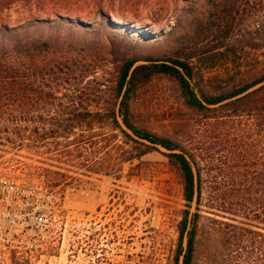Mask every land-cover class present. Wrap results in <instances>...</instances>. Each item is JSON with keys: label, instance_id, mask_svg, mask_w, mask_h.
Wrapping results in <instances>:
<instances>
[{"label": "trees", "instance_id": "obj_1", "mask_svg": "<svg viewBox=\"0 0 264 264\" xmlns=\"http://www.w3.org/2000/svg\"><path fill=\"white\" fill-rule=\"evenodd\" d=\"M99 11L98 29L61 14L54 21L33 18L0 28V140L76 137L88 142L97 126L108 125L122 135L121 144L132 145L121 163L160 153L153 145L178 150L160 153L180 175L189 205L176 227L171 264H264V85L247 93L264 83V65L258 72H241L245 67L238 62L233 66L240 75L216 78L213 88L205 82L206 71L235 64L245 49L264 46V0H205L204 7L188 10L165 35L173 48L164 58L128 55L121 41L129 35L137 36V45L157 40L116 25ZM121 32L127 36L121 38ZM159 77L173 81L192 114L218 122L210 136L208 168L183 142L135 123L137 92ZM118 118L152 145L135 139ZM36 120L41 125H26ZM76 148L68 154L85 150ZM207 174L208 201L228 222L207 218L208 224L201 225ZM194 202L197 212L192 214Z\"/></svg>", "mask_w": 264, "mask_h": 264}, {"label": "rangeland", "instance_id": "obj_2", "mask_svg": "<svg viewBox=\"0 0 264 264\" xmlns=\"http://www.w3.org/2000/svg\"><path fill=\"white\" fill-rule=\"evenodd\" d=\"M7 3H12L9 8ZM204 6L205 0H0V28L33 18L54 21L55 14H61L98 29L101 8L114 22L151 33L157 40L137 45V36L129 35L121 41L128 55L164 58L173 48L165 35L188 10ZM123 36L127 35L121 32ZM240 55L241 61L236 59L235 64L206 71L205 82L213 88L216 78L240 75L233 66L238 62L245 67L241 72H258L264 65V46L245 49ZM176 90L165 77L140 88L132 106L134 121L159 137L183 142L205 159L208 168L210 136L218 122L192 114ZM26 125L41 124L36 120ZM92 136L88 142L62 137L38 143L2 137L0 174L44 184L52 196L53 216L32 257L7 254L0 264H171L178 239L176 227L189 210L180 175L161 152L121 163L132 145L121 144L122 135L108 125L97 126ZM76 146L85 150L68 154ZM141 152L143 149L136 154ZM204 179L201 225L208 224L207 218L228 222L208 201V174ZM196 210L195 202L190 211L195 214Z\"/></svg>", "mask_w": 264, "mask_h": 264}, {"label": "built area", "instance_id": "obj_3", "mask_svg": "<svg viewBox=\"0 0 264 264\" xmlns=\"http://www.w3.org/2000/svg\"><path fill=\"white\" fill-rule=\"evenodd\" d=\"M53 200L42 183L0 174V259L32 257L52 220Z\"/></svg>", "mask_w": 264, "mask_h": 264}, {"label": "water", "instance_id": "obj_4", "mask_svg": "<svg viewBox=\"0 0 264 264\" xmlns=\"http://www.w3.org/2000/svg\"><path fill=\"white\" fill-rule=\"evenodd\" d=\"M115 24L118 25V26H126V27H128L129 29H132V30L142 31V30L139 29V28L130 27V26H128V25L118 24V23H116V22H115ZM142 32H143V31H142ZM143 33L146 34V32H143ZM147 35H150L151 37L154 36V35H152L151 33H148ZM153 38H154V37H153ZM137 65H139V64H137ZM262 85H264V83L260 84L259 86H256V87L252 88V89L249 90L247 93L252 92L253 90L259 88V87L262 86ZM247 93H245V94H247ZM120 101H121V100H120ZM119 105H120V102H119ZM118 121H119L120 125L122 126V128H123L124 130H126L129 134H131L135 139L140 140V141H142V142H144V143H147V144L152 145L150 142H148V141H146V140H144V139H140L139 137L133 135V133H132L129 129L126 128V126L124 125V123L122 122V120H121L120 118H118ZM153 146L156 147V148L159 150V152H161V153H163V154H174V153H180V151H178V150H166V149L162 148V147L159 146V145H153ZM194 203H195V202H194Z\"/></svg>", "mask_w": 264, "mask_h": 264}]
</instances>
